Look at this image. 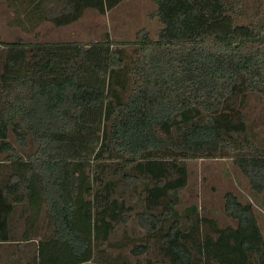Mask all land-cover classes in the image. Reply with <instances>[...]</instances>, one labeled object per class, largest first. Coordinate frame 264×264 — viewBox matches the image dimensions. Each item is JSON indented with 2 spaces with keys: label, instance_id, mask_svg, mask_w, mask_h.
Masks as SVG:
<instances>
[{
  "label": "trees",
  "instance_id": "16d2710c",
  "mask_svg": "<svg viewBox=\"0 0 264 264\" xmlns=\"http://www.w3.org/2000/svg\"><path fill=\"white\" fill-rule=\"evenodd\" d=\"M123 1L29 0L25 15L35 27H66L89 9L105 14ZM156 5L158 39L137 36L131 53L109 37L0 42V243L16 241L11 219L24 206L21 242L38 237L35 264H91L132 208L115 198L122 179L126 188L142 185L135 219L160 239L161 259L148 264H264L253 203L224 195L235 227L196 206L176 210L193 159L230 158L252 194L264 197V137L255 144L244 111L247 95L264 96V17L240 24L242 13L228 0ZM89 113L101 115L99 123ZM92 136L88 154L84 141ZM108 166L122 179L108 180ZM43 212L51 232L40 236ZM147 251L140 245L133 254Z\"/></svg>",
  "mask_w": 264,
  "mask_h": 264
},
{
  "label": "rangeland",
  "instance_id": "374dc122",
  "mask_svg": "<svg viewBox=\"0 0 264 264\" xmlns=\"http://www.w3.org/2000/svg\"><path fill=\"white\" fill-rule=\"evenodd\" d=\"M239 7L242 17L237 19L240 24L256 22L264 17V0H228ZM157 0H124L114 9L100 14L96 10H87L76 23L66 27H57L51 22H44L35 27L25 15L29 0L8 1L0 0V42L7 43H36L38 41L59 43L78 42L81 44H93L106 41L107 37L113 42L133 44L137 36L148 35L152 40L158 39L162 25L157 17L152 16L156 10ZM58 4V3H57ZM61 6V3L58 4ZM30 7V6H29ZM180 6L173 10L177 13ZM19 14V15H18ZM94 47V46H92ZM91 47V48H92ZM134 46H126L131 53ZM113 49V47H111ZM115 48V46H114ZM110 49V51L112 50ZM94 50L100 54L97 46ZM101 53H106L102 51ZM247 106L244 111L248 115V123L255 144H261L264 137V96L261 94H249L246 96ZM1 104V101H0ZM91 123H99L101 115L88 114ZM95 137L85 139L84 147L90 150ZM14 142V138L11 137ZM17 147V145H15ZM34 146L30 147L33 150ZM5 155H0V165H3ZM88 172L93 179L96 164H90ZM189 173L188 186L180 192L181 204L176 210L183 215L190 207L196 206L200 215L210 220H216L221 227L236 226V223L228 219L224 212L227 192L237 195L243 203L251 202L254 205L258 217L259 226L264 233V197H256L252 194L247 178L233 164L230 158L218 159H193L186 162ZM3 172V171H2ZM107 179H114L112 168L108 166ZM121 176H116L119 180ZM122 179V178H121ZM125 179L120 180L115 198L124 200L126 207H132L125 212L126 223L120 225L111 235L108 241L100 243L96 249L95 258L91 264H148L149 261H160V239L150 237L143 230L135 215L143 210V198L140 195L142 185L134 188L133 183L129 188L125 187ZM24 206H16L11 219L12 236L16 241L0 243V264H35L37 256V240L21 242L26 230ZM173 220V219H172ZM164 225L168 229L170 223ZM38 221L39 235H48L49 218L45 212ZM184 222V221H182ZM18 240V241H17ZM144 245L148 248L143 254L134 255L136 246Z\"/></svg>",
  "mask_w": 264,
  "mask_h": 264
},
{
  "label": "crops",
  "instance_id": "0c3cea01",
  "mask_svg": "<svg viewBox=\"0 0 264 264\" xmlns=\"http://www.w3.org/2000/svg\"><path fill=\"white\" fill-rule=\"evenodd\" d=\"M263 233V232H262ZM263 235H264V233H263Z\"/></svg>",
  "mask_w": 264,
  "mask_h": 264
}]
</instances>
